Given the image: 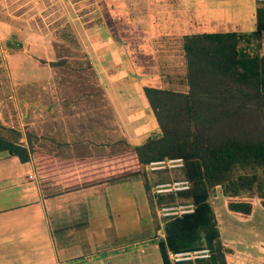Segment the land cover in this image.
<instances>
[{
  "label": "crops",
  "instance_id": "0c3cea01",
  "mask_svg": "<svg viewBox=\"0 0 264 264\" xmlns=\"http://www.w3.org/2000/svg\"><path fill=\"white\" fill-rule=\"evenodd\" d=\"M160 4L162 21L166 23L176 20L173 18L181 21L185 16L195 22L240 21L233 9L234 1L161 0ZM239 6L247 15L254 12L255 6L250 9L249 0L239 1ZM113 37L112 31L102 32L95 41L96 37L90 39L85 50L91 67L99 68L98 71L94 69L97 80L92 86L85 78L55 79L56 89L49 101L40 102L33 93L17 97L18 101L22 100L24 115L27 110L29 112V107L43 106L40 107L45 117L37 131L32 130L38 139L42 135L37 147L55 156L61 169L60 177L56 172L42 176L36 172L30 158L22 161L16 155L0 150V264L93 263L95 255L91 252H97L101 245L87 239L81 242L71 239L74 225H88L94 220L95 231L106 228L107 224L101 222L106 209L105 199L119 197L115 188L130 187L128 183L133 180L138 179L141 184L140 173L127 168L134 164L131 157L124 158L121 153L131 146L130 141L143 126L141 110L148 114L144 94L136 91L139 88L143 93L145 84L153 85L155 74L152 73L149 81L147 70L138 73L131 65L135 63L132 50L115 41L117 35ZM163 43L159 54L147 57L149 70H173L174 66L180 70L184 61L181 45L175 48ZM89 53H92V60ZM129 64L133 69L123 70V66ZM112 71L127 74L114 75ZM32 75L27 71L19 84L29 86L27 82ZM158 83L157 86L162 84L160 80ZM128 84L130 92L122 94L123 86ZM127 112L131 114L127 115ZM149 128L153 129L154 125L150 123ZM24 130L22 133L31 127ZM146 130L147 127L144 132ZM62 161L70 163V168ZM123 167L128 170L122 171ZM58 178L62 180L60 184L55 180ZM211 202L221 241L230 248L225 255L228 264H264V207L258 199L252 198L251 211L245 217L226 208L221 192L214 194ZM84 229L93 240L89 227ZM151 244V241L143 240L131 242L133 247L127 252L134 253L137 258L134 264H154V253L147 251V247L153 246ZM143 247L145 252H142ZM105 258L106 264H128L121 260L111 262L109 256L99 257L97 261L103 264ZM156 264H161L160 257Z\"/></svg>",
  "mask_w": 264,
  "mask_h": 264
},
{
  "label": "trees",
  "instance_id": "16d2710c",
  "mask_svg": "<svg viewBox=\"0 0 264 264\" xmlns=\"http://www.w3.org/2000/svg\"><path fill=\"white\" fill-rule=\"evenodd\" d=\"M263 2L256 0L254 24L248 31L183 35L185 91L152 85L143 87L159 131L131 145L121 155L131 157L134 162L127 167L131 172L140 173L154 229L159 226L154 217L157 205L186 200L194 204L192 212L162 221L163 236L156 240L161 264H171L167 250L199 245L209 248L208 258L176 264H228L225 255L230 248L221 241L211 202L216 185L225 197L226 208L239 216L250 213L253 197L264 207V56L259 53L264 29ZM54 30L52 44L73 54L78 41L72 28L62 25ZM60 56L57 61L50 62H64L65 54ZM251 100L263 106L261 118L253 115L250 118L248 113L235 114ZM254 124L257 125L255 130ZM27 145H31L30 142ZM0 150L22 161L27 160L30 153L36 172L40 174L46 171L52 159L60 164L49 152L34 151L20 141L1 136ZM177 154L183 157L180 175L176 173L179 169L143 171L148 160ZM123 168L122 171L128 170ZM177 177L187 178L189 188L149 193L151 183Z\"/></svg>",
  "mask_w": 264,
  "mask_h": 264
},
{
  "label": "rangeland",
  "instance_id": "374dc122",
  "mask_svg": "<svg viewBox=\"0 0 264 264\" xmlns=\"http://www.w3.org/2000/svg\"><path fill=\"white\" fill-rule=\"evenodd\" d=\"M156 1L154 3L153 0H0V136L20 141L25 147L34 149V151L40 150L37 146L38 143L41 144L42 135L39 139L35 137L32 128L37 131L38 124L43 121L42 118L45 117L41 109L43 106L39 104L41 107H29V112L27 110L24 115L22 100L18 101L17 97L24 93H33V95L38 96L40 102L49 101L50 95H53V91L56 89L54 87L55 79L85 78L90 81L92 86V83L97 80L94 69L98 71L99 68L96 69L95 65H93L94 69L91 67L85 50L89 47L90 39L96 37L95 41L102 32L112 31L114 37L117 35L115 41L124 43L125 48L132 50L135 63L131 65L133 68L135 66L138 73L147 70L149 81H151L152 73L155 74L152 86H157L158 80H160L162 83L159 85L160 87L185 91L187 84L184 79L186 70L184 54V61L180 60L183 64L182 68L180 64V70H177L179 69L177 66H174L173 70L160 71L161 68L153 72L149 70L150 63L147 57L159 54L163 44H165L163 41L176 48L181 45L184 34L204 31L243 32L250 30L254 24V12L252 11L253 14L249 13L248 15L244 13L243 8L239 6L241 0H229L235 2L233 9H235V14L240 21L227 23L195 22L189 19L190 16H185L181 21H178V18H173L176 20L166 23L162 21L161 0ZM249 1L250 9L253 10L256 0ZM225 10L227 9L225 8ZM188 13L190 14V12ZM62 25L71 27L78 41V46L74 47L76 50L73 54H70L66 49L61 51L62 46L52 44L51 36L55 27L59 28ZM129 52H125L126 55ZM62 53L65 54L64 62H53L54 64L50 62L51 60L57 61ZM89 55V59L92 60V53ZM131 65H124L123 70L133 69ZM27 71L33 73L31 80L27 82L30 88L24 83L19 84ZM112 73L122 76L127 74L124 75L117 71H112ZM109 77L111 76L109 75ZM127 86L129 84L123 86L122 94L130 92ZM136 92L141 95L144 94V92H140L139 88ZM62 93L64 94L66 91ZM255 102L251 100V103L245 104L235 114L246 115L248 113L250 118L252 115L261 118L263 106L257 105ZM147 106L148 114L141 110V116L143 117V126L146 122L148 124L144 127L140 126V130L136 132L135 138L130 141V145L139 144L145 136L159 131L158 123L148 101ZM130 114L131 112H127V115ZM150 123L154 125L153 129L149 128ZM25 127H31V130H27L29 133H22L25 131ZM146 127L147 130L144 132ZM239 127L243 128L240 125ZM256 127L257 125H252L253 130ZM28 142L31 145H27ZM42 145H49V143H42ZM29 158L35 169L33 156L30 153ZM145 164L143 171L149 173L145 169ZM45 169H43L45 172L42 173V176L56 172V176L60 177L59 169L61 167L54 159L51 160L50 166ZM180 169L176 171L178 175L181 174ZM55 180L59 184V181H62L60 178ZM128 184L130 187L115 188L118 190L119 197L105 199L104 206L106 209L101 217V222L107 224L106 228L95 231L93 220L89 221L88 225L76 224L71 231L70 238L75 241L81 242L87 239L96 245H101L97 252H91L95 257H93V263L90 264H99L97 259L102 256H109L111 262L121 260L128 264H134L137 258L134 257V253L130 254L127 250L133 247L131 246L132 241L138 240L151 241L153 246L147 247V251L154 253V264L159 260L157 247L154 245L156 240L163 236L162 221L157 218L155 208L154 217L159 226L154 229L153 215L146 202V196L144 197L145 193L140 181L137 179ZM152 185L153 183L149 186L150 194H154L151 191ZM219 191L220 187L216 185L214 194L220 193ZM262 220H264L263 216ZM85 226L89 227L90 236L93 240L88 238L87 231L84 229ZM140 248L142 249V247ZM138 251L141 252L139 249ZM142 252H145V247H143ZM106 261L107 258L104 259L103 264H106Z\"/></svg>",
  "mask_w": 264,
  "mask_h": 264
},
{
  "label": "built area",
  "instance_id": "2783aa9c",
  "mask_svg": "<svg viewBox=\"0 0 264 264\" xmlns=\"http://www.w3.org/2000/svg\"><path fill=\"white\" fill-rule=\"evenodd\" d=\"M264 1V0H257ZM260 54L264 56V29L262 30ZM183 166V158L178 155L162 156L150 159L145 164L148 171L173 170ZM190 186V181L184 177L172 178L170 180L155 182L151 187L152 193L177 192L186 190ZM157 218L163 221L171 216H179L193 211V203L189 201L172 204H161L156 207ZM210 250L205 245L186 247L177 250H167V259L171 264L194 261L196 259L208 258Z\"/></svg>",
  "mask_w": 264,
  "mask_h": 264
}]
</instances>
